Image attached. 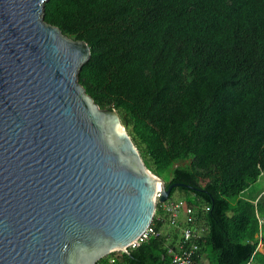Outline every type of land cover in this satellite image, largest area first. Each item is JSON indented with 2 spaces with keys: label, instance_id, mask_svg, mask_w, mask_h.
<instances>
[{
  "label": "trees",
  "instance_id": "trees-1",
  "mask_svg": "<svg viewBox=\"0 0 264 264\" xmlns=\"http://www.w3.org/2000/svg\"><path fill=\"white\" fill-rule=\"evenodd\" d=\"M42 20L87 45L78 84L151 174L180 184L166 201L205 228L194 261L264 264V191L240 197L264 174V0H46ZM150 227L95 264H170L178 233L159 203Z\"/></svg>",
  "mask_w": 264,
  "mask_h": 264
},
{
  "label": "water",
  "instance_id": "water-1",
  "mask_svg": "<svg viewBox=\"0 0 264 264\" xmlns=\"http://www.w3.org/2000/svg\"><path fill=\"white\" fill-rule=\"evenodd\" d=\"M46 0H0V264H95L126 252L165 186L117 113L78 84L87 45L42 20Z\"/></svg>",
  "mask_w": 264,
  "mask_h": 264
},
{
  "label": "built area",
  "instance_id": "built-area-1",
  "mask_svg": "<svg viewBox=\"0 0 264 264\" xmlns=\"http://www.w3.org/2000/svg\"><path fill=\"white\" fill-rule=\"evenodd\" d=\"M158 198L159 194L157 192L155 195L156 203H158ZM160 205L162 213L166 216L168 227L178 233L177 241L167 248V254L170 256V264H198L194 261L197 251L195 240L201 237L205 228L195 224L192 211L184 202L180 200H169ZM258 224H264V217L258 219ZM156 235L157 233L149 225L141 237L130 247L137 246L148 236ZM259 246L260 244H258L257 248Z\"/></svg>",
  "mask_w": 264,
  "mask_h": 264
},
{
  "label": "rangeland",
  "instance_id": "rangeland-1",
  "mask_svg": "<svg viewBox=\"0 0 264 264\" xmlns=\"http://www.w3.org/2000/svg\"><path fill=\"white\" fill-rule=\"evenodd\" d=\"M163 182V181H162ZM164 184H166V182H163ZM264 191V174L253 184H251L242 194H240V197H247L250 198L252 197L254 194H257L258 192H262ZM177 193H174L172 196V200H176L177 198ZM235 201V199H231L230 203H233ZM166 226L163 227V231L165 230ZM200 264H206L205 260H201Z\"/></svg>",
  "mask_w": 264,
  "mask_h": 264
},
{
  "label": "crops",
  "instance_id": "crops-1",
  "mask_svg": "<svg viewBox=\"0 0 264 264\" xmlns=\"http://www.w3.org/2000/svg\"><path fill=\"white\" fill-rule=\"evenodd\" d=\"M258 251H260L261 253H262V251H263L262 248H261L260 246L258 247Z\"/></svg>",
  "mask_w": 264,
  "mask_h": 264
}]
</instances>
